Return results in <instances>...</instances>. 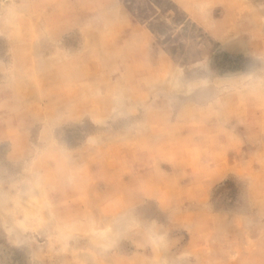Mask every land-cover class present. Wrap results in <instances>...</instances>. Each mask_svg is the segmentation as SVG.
<instances>
[{
    "label": "rangeland",
    "instance_id": "obj_1",
    "mask_svg": "<svg viewBox=\"0 0 264 264\" xmlns=\"http://www.w3.org/2000/svg\"><path fill=\"white\" fill-rule=\"evenodd\" d=\"M0 264H264V0H0Z\"/></svg>",
    "mask_w": 264,
    "mask_h": 264
}]
</instances>
